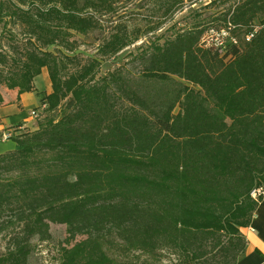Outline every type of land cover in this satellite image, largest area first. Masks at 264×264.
Wrapping results in <instances>:
<instances>
[{
  "label": "trees",
  "instance_id": "16d2710c",
  "mask_svg": "<svg viewBox=\"0 0 264 264\" xmlns=\"http://www.w3.org/2000/svg\"><path fill=\"white\" fill-rule=\"evenodd\" d=\"M165 1L178 9L186 0ZM114 2L0 4V20L7 9L36 43L8 88L19 96L33 91L43 68L52 82L45 118L15 138L18 149L0 154V171L15 172L0 180V214L11 211L8 223L19 229L0 264H28L33 238H51L50 223L66 224L69 240L82 237L63 248L62 264H135L108 254L113 240L126 251L169 249L236 264L246 246L241 228L264 197L251 196L256 176L264 179V0H240L217 18L245 33L260 19L231 58L202 45L210 27L201 24L143 53L145 77L185 81L170 89L119 75L92 83L95 60L62 75L64 60L46 48L96 28L93 13L111 11ZM129 43L117 31L99 53L115 55Z\"/></svg>",
  "mask_w": 264,
  "mask_h": 264
},
{
  "label": "rangeland",
  "instance_id": "374dc122",
  "mask_svg": "<svg viewBox=\"0 0 264 264\" xmlns=\"http://www.w3.org/2000/svg\"><path fill=\"white\" fill-rule=\"evenodd\" d=\"M13 1L0 0V4L4 2L7 5H12ZM114 1L111 11L93 13L98 22L96 28L85 34L72 31L67 36V42H64L63 45L57 43L46 48L64 60L65 69L62 75L76 72L81 66L95 60L97 65H95V79L92 83L109 81L111 76L119 75L134 79L140 84H147L150 81L158 88L175 87V83H184L185 81L170 74H167L165 79L145 77L142 54L174 39L177 34L196 24L207 25L210 28L225 26L223 21L217 18L223 16L228 9L234 8L240 0H198L192 4L186 0L178 9L169 7L170 3L165 0ZM6 12L0 20V103L4 100V96L7 99L14 95V91L17 92V89L8 88L7 80L13 75L26 48L36 46L34 41L28 40L26 27L22 21L16 16L7 15L10 13L7 9ZM259 24L260 19L253 22L255 28H259ZM117 31L129 37V45L115 55L100 54L99 48L104 41ZM245 31V28L235 30L241 41ZM68 57L70 60L67 59ZM43 71L51 82L48 69L43 68ZM34 82L35 79L33 81L35 88ZM48 105L47 102L46 107ZM210 105H213L211 101ZM35 110L41 112L40 117L32 116L34 121L29 127L14 130L6 143L0 141V152L3 150H6L5 152L15 151L18 149L15 138L23 133L32 132L38 127L39 121L45 118L47 112L43 111L41 106ZM178 110L179 107L176 112ZM13 177H15L14 171H0V180L3 182L13 179ZM256 182L258 183L257 188H264V179L261 174L256 176ZM10 219L11 211L7 210L0 214V225H9ZM243 228L245 227H242L241 230ZM18 230L15 225L11 224L0 233V257L7 251L12 243L11 236ZM50 232L49 240L41 241L38 237L33 238L34 250L30 254L28 264H62L63 248L71 247L82 238L78 236L74 240H69L66 224L50 223ZM108 247L107 251L111 257L118 261L135 264H141L144 261L154 264H220L223 261V258L218 256L215 261L209 259L203 263L202 260L186 258L183 254L175 253L169 249H158L154 252L126 251L119 241L115 240L108 244ZM210 257L212 256L208 258Z\"/></svg>",
  "mask_w": 264,
  "mask_h": 264
},
{
  "label": "crops",
  "instance_id": "0c3cea01",
  "mask_svg": "<svg viewBox=\"0 0 264 264\" xmlns=\"http://www.w3.org/2000/svg\"><path fill=\"white\" fill-rule=\"evenodd\" d=\"M33 91L25 92L20 96L14 91L13 96L0 103V141L5 133H12L14 130L29 127L32 119L30 111L42 105L43 97L52 92V85L47 74L43 71L35 78ZM1 151L0 153L5 152ZM242 233L246 239L244 253L236 264H264V197L260 201L255 216L249 226L243 228Z\"/></svg>",
  "mask_w": 264,
  "mask_h": 264
},
{
  "label": "built area",
  "instance_id": "2783aa9c",
  "mask_svg": "<svg viewBox=\"0 0 264 264\" xmlns=\"http://www.w3.org/2000/svg\"><path fill=\"white\" fill-rule=\"evenodd\" d=\"M235 30V26L231 23L220 28H209L202 37V45L205 48L218 52L222 56L227 55V59L231 58L233 48H239L242 43L240 38L236 35ZM257 30L258 28L254 27L252 31L245 33L243 40L250 41ZM41 107L44 109L46 104H42ZM31 116L36 118L38 116V111L32 110ZM9 137H11V134L5 133L3 134L2 139L7 140ZM262 195H264V188L262 187L254 188L251 191L252 198L256 200Z\"/></svg>",
  "mask_w": 264,
  "mask_h": 264
}]
</instances>
